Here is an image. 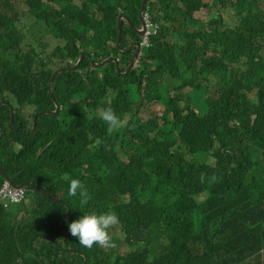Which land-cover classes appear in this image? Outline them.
Masks as SVG:
<instances>
[{"label":"trees","instance_id":"trees-1","mask_svg":"<svg viewBox=\"0 0 264 264\" xmlns=\"http://www.w3.org/2000/svg\"><path fill=\"white\" fill-rule=\"evenodd\" d=\"M14 1L0 0V168L62 196L16 222L0 204V264H264V0H212L232 9V27L192 16L207 0H148L157 34L124 76L132 52L120 50L138 35L122 21L118 48L117 14L137 24L140 0H24L28 15ZM81 54L52 81L59 111L42 113L55 108L51 75ZM108 57L119 70L92 65ZM108 108L122 121L110 132ZM202 151L220 160L199 163ZM70 160L83 206L68 195ZM106 212L119 218L115 247L70 235L68 223Z\"/></svg>","mask_w":264,"mask_h":264},{"label":"clouds","instance_id":"clouds-1","mask_svg":"<svg viewBox=\"0 0 264 264\" xmlns=\"http://www.w3.org/2000/svg\"><path fill=\"white\" fill-rule=\"evenodd\" d=\"M21 1L27 7L26 2H24V0H21ZM141 2H142V0H140V6H139L138 15H137V22H136L137 24L134 25L131 22V20L122 12L117 14V20H116V24H117L118 17L120 15H122V16H124V18L121 19V28H122V21H124V22H127L132 27L133 31L135 33H137V35H138V31L143 32L142 36L138 35V37L136 39L134 38L135 40H132V42H131V44L137 42L139 44V47H140L138 57H137L135 63L133 64V67L136 65L137 60H138L139 56L141 55L142 48L145 46H148L149 38L155 36L157 34V29H158V26L156 24H153L150 21L151 15L149 13L150 7H149L148 0H145V5H144L143 11L141 13V17L139 18V11L141 8ZM207 2L210 4L211 8L215 7V6H221L220 4H213L212 0H211V2H209L207 0ZM152 7L154 10L157 8V5L155 7L153 4ZM201 8H203V7H201ZM201 8H199L197 11H194L192 13V16L194 18H195L194 14L199 12V10ZM207 9H210V8H207ZM0 11L7 12V13H5L6 15L8 14V12L10 13V10H8L5 6H3L2 3H0ZM21 13H23V12H21ZM204 21H207V20H204ZM236 23H238L237 18H236ZM121 35H122V33H121ZM117 38H118V33H117ZM120 39H121V37H120ZM131 44H129V46ZM117 47L119 48V46H117ZM120 51H122V50H120ZM134 51H135V47H133L129 52H132V55H133ZM132 55H131V57H132ZM193 96H194V94H193ZM195 98H196V96H194V98H193V104L192 105H194V99ZM1 104L9 106L10 114L12 113V116H10V122L13 123L12 118H13V112L14 111H13L12 105H10L7 102H2ZM58 109H60V107ZM37 114L38 113H36L34 115V117H37ZM34 117H33V120H34ZM100 118L108 125V127H109L108 131L109 132H110V130H115L122 125V121L117 117V115L114 113V111L111 108L103 110L100 114ZM35 126H36V120H35ZM32 131H33V127H32ZM213 156L218 158V160H216V162L220 160V158L218 156H215V155L208 153L206 151H202L201 155H200V159L198 162L199 163L206 162L209 165H212L210 163L215 162V159ZM210 159L212 160V162H210ZM64 163H65L67 176L69 177V180H70L69 188H68V195L70 197H75V196H77V194H79L80 204L82 206L86 205L90 199V195H89V192L86 189V187L82 184V182L76 178V169H75L74 161L73 160L64 161ZM70 168H71V170H70ZM0 175L2 176V179H3V181L0 183V204L7 211H9V209H10L9 212L11 214H15V212H12L10 205L11 204L18 205L19 203L24 202L26 196L27 197L31 196V198L34 200L35 205H32V203H31L32 208L37 207V205L40 202L42 203L44 201V199H46V198H48V200H52V201L57 202L59 204L61 203L60 197L62 196V190L47 193V192H44L42 190V187L40 184H37V188H38V191L40 194V196H39V195L32 193L31 190L26 189L27 188L26 183H20L17 185L13 184V182L8 178L7 175L4 174V172L1 168H0ZM200 197H204V196L201 195ZM49 198H53V199H49ZM86 210H87V207H86ZM25 212H26V210H25ZM69 215H70V209L67 207L66 213H65L63 219L61 221H59L60 227H61L62 221L65 220L66 218H68ZM118 223H119V218L114 212H106V213L99 214V215H97L96 213L83 214L78 219L73 220L71 223H68V230H69L70 235L72 237L76 238L79 241V243L86 248H92L94 245H99L101 247H115V244L112 242L111 235H113V231L115 229L119 228V226H117ZM242 262H243L242 264H244V263L248 262V260H243Z\"/></svg>","mask_w":264,"mask_h":264},{"label":"rangeland","instance_id":"rangeland-1","mask_svg":"<svg viewBox=\"0 0 264 264\" xmlns=\"http://www.w3.org/2000/svg\"><path fill=\"white\" fill-rule=\"evenodd\" d=\"M209 2H211V0H208ZM81 2V0H75V3L76 4H79ZM27 7L25 6V4L21 1V0H15L13 2V10L14 12L20 14L21 12H23L25 15H28V13H26L27 11ZM220 15V17L223 19L224 23L229 26V27H232L236 24V17L232 11V9H230L228 6H225V7H222V6H215V7H210V9H204V8H201L199 10V12L195 13L194 16L196 18H200L202 20H208L209 18H212L216 15ZM10 16V14H9ZM20 27H17L19 30H20ZM35 32H39L41 33V31H43V28H41V31L37 30V29H34ZM25 32V30H24ZM39 33H35L36 36H44V34H39ZM34 35L33 36H30L28 34L25 33V38H26V42L29 43L32 39H33ZM75 64V63H74ZM73 64V65H74ZM72 65V66H73ZM71 66V67H72ZM137 64L134 66L136 67ZM69 67V68H71ZM194 96H196V98L194 99V105H192V107H196V110L197 111H200L202 110V112L204 111V101H202L201 99V96H198L197 94H195ZM206 109V108H205ZM143 111H144V107H142L140 109V113L138 114L139 117H141L143 120H145V118L143 117ZM31 112L30 109H23L22 113L25 115V116H28V114ZM210 162H212V160L210 159ZM49 199H53V198H49ZM33 201V202H32ZM35 205V202L34 200L31 198V196H26L25 197V201L24 202H21L19 203L18 205L16 204H11L10 205V208L12 210V212H15V214H12L11 215V218H12V221L13 222H16V220H18V217L21 216L22 214H26L25 210H30L32 209V205ZM10 211V209H9ZM117 232H119V228L115 229L113 231V235H115ZM190 253V250H187L186 251V254L188 255Z\"/></svg>","mask_w":264,"mask_h":264},{"label":"water","instance_id":"water-1","mask_svg":"<svg viewBox=\"0 0 264 264\" xmlns=\"http://www.w3.org/2000/svg\"><path fill=\"white\" fill-rule=\"evenodd\" d=\"M144 5H145V0H142L141 8H140V11H139V18L141 17V13L143 11ZM122 18H124V16L120 15L118 17V21H117V33H118L117 46H119V41H120V37H121V19ZM138 35L142 36L143 32L142 31H138ZM133 47H135V51H134L132 57L129 60V63H128V66H127L126 70L123 73H121V75H123V76L126 75L131 70V68L133 67V64L135 63V61H136V59L138 57L140 47H139V44L137 42H135V43L131 44L126 50L120 51V53H128ZM83 58H84V55L81 54L80 57L78 58V60L75 62V64L71 68L58 69L51 75L50 83H49V89L48 90H49V94L51 95L52 100L54 101L55 109L53 111H43L42 113L54 115V114H56L58 112L59 105L57 104V102L55 101L54 96H53L52 81H53L54 77L57 74L61 73L62 71H68V70L74 71L76 69V67L79 65V63L82 61ZM108 62H114L115 66H116V69L119 70L118 69L117 59H115L113 57H108V58L104 59L103 61H101L100 63H92V65L93 66H104ZM10 116H12V113L10 114ZM35 120H36V117H34V120H33V130L35 128Z\"/></svg>","mask_w":264,"mask_h":264},{"label":"flooded vegetation","instance_id":"flooded-vegetation-1","mask_svg":"<svg viewBox=\"0 0 264 264\" xmlns=\"http://www.w3.org/2000/svg\"><path fill=\"white\" fill-rule=\"evenodd\" d=\"M135 39H136V38H135ZM135 39H134V40H135ZM130 44H131V43H130Z\"/></svg>","mask_w":264,"mask_h":264}]
</instances>
